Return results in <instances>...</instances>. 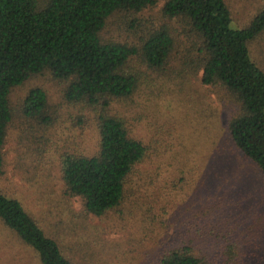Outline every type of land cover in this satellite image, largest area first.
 <instances>
[{"label":"trees","instance_id":"16d2710c","mask_svg":"<svg viewBox=\"0 0 264 264\" xmlns=\"http://www.w3.org/2000/svg\"><path fill=\"white\" fill-rule=\"evenodd\" d=\"M155 6L156 0H0V178L9 128L18 119L30 131L54 122L40 88L30 90L18 108L9 100L14 89L47 73L66 84L67 103L92 110L96 117L97 152L60 157L65 193L80 201L86 217L101 218L123 206L128 189L135 190L129 179L147 149L130 137L126 120L111 107L131 100L144 83L149 86L148 72L162 73L175 61L177 68L170 72L181 79L201 73V83L222 91L232 104L225 141L259 173L264 200V70L249 53V44L264 32V6L248 25L231 29L227 0H166L160 13L167 23L148 31L137 45L103 37L113 15ZM183 51L187 56L178 60ZM194 214L178 232L177 245L163 249L157 264H207L202 252L206 237L224 241L217 251L225 257L223 264H242L233 241L249 228L241 222L245 216L231 226L222 224L219 231V224L210 226L217 217L210 205ZM206 217L207 231L199 226ZM0 224L31 248L40 264H73L19 201L1 192Z\"/></svg>","mask_w":264,"mask_h":264},{"label":"rangeland","instance_id":"374dc122","mask_svg":"<svg viewBox=\"0 0 264 264\" xmlns=\"http://www.w3.org/2000/svg\"><path fill=\"white\" fill-rule=\"evenodd\" d=\"M165 1L156 0L155 7L138 14L113 15L103 37L137 45L148 31L167 23L160 13ZM227 5L230 28L241 29L262 9L264 0H227ZM249 53L264 70V32L249 44ZM185 56L183 51L178 60ZM175 68L174 61L162 73L148 72L149 86L144 83L131 100L111 107L126 120L130 137L142 142L147 155L129 179L128 186L135 190L128 189L124 205L101 218L83 216L80 201L65 193L60 175L62 154L97 152L95 113L67 103L66 84L47 73L11 92L10 103L18 108L30 90L42 89L54 122L30 131L18 119L9 128L0 192L18 200L73 264H157L163 249L177 245V234L192 215H201L209 205L217 216L210 226L219 224V231L226 222L231 226L245 216L241 222L249 228L232 241L242 264H264L260 176L225 141L235 110L222 91L201 83V73L181 79L170 72ZM208 222L206 217L199 226L207 231ZM223 242L204 239L207 264L224 263L225 257L217 256ZM0 264L40 263L31 248L0 224Z\"/></svg>","mask_w":264,"mask_h":264}]
</instances>
